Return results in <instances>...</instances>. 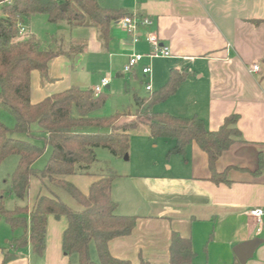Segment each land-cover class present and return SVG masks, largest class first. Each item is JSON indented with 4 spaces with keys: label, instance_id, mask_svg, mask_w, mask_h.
I'll return each mask as SVG.
<instances>
[{
    "label": "crops",
    "instance_id": "crops-1",
    "mask_svg": "<svg viewBox=\"0 0 264 264\" xmlns=\"http://www.w3.org/2000/svg\"><path fill=\"white\" fill-rule=\"evenodd\" d=\"M97 1L105 8L126 15L147 17L151 24L138 27L134 42L133 35L124 30L119 18L112 22L110 40L104 45L95 27L70 28L57 23L60 29L50 36L48 44L56 38L65 46L75 44L74 47L81 48V57L75 65L67 56L54 57L45 77L37 70L32 71V103L71 85L81 89H93L98 85L104 75L85 80L74 77L73 69L86 52L88 61L104 67L110 78L101 93L110 88L114 73L115 77H139L145 80L146 93L134 91L135 99L159 90L166 83L170 70L176 69L183 80L171 96L160 102V106L153 107L155 112L187 118L197 116L210 131L217 130L234 117L233 126L238 130L235 141L215 163L218 173L225 172L226 182L216 183L210 179L207 155L195 142L188 146L185 156L177 155L183 158L182 162L176 158L168 163L166 173L150 170L151 175L115 178L110 194L117 203L116 212L134 215L137 219L129 235L108 242L111 255L134 263L142 257L149 264H169L170 236L176 231L190 238L194 260L199 264H241L234 247L260 238L262 243L245 264H264V214L259 221L250 215L253 208L264 209V0ZM25 20L23 24L32 34L30 23ZM256 20L260 22L256 23ZM149 31L156 33L160 44L169 47L170 56L155 58L164 61L153 68L154 58L144 56L130 73H124L123 67L131 54L149 52L150 45L145 39ZM253 64L258 66L257 71H250ZM144 66L150 67L147 76L141 71ZM147 83L151 85L150 91L145 88ZM140 123H143L146 136L150 137L148 125ZM32 130L39 132L40 127L33 124ZM165 140H170V148L174 145L173 140ZM146 164L142 166L146 167ZM100 174H73L67 179L87 195L91 183ZM38 194L56 195L73 210L82 208L62 188L47 180L41 187L39 178L32 176L25 200L29 210L33 209ZM67 223L63 215H49L43 254L34 255L28 243L18 252L17 258L6 264H77L75 256H67L62 250ZM10 239L0 245V264L2 248ZM89 253L90 257L91 253L97 255L95 245L89 247Z\"/></svg>",
    "mask_w": 264,
    "mask_h": 264
},
{
    "label": "trees",
    "instance_id": "trees-1",
    "mask_svg": "<svg viewBox=\"0 0 264 264\" xmlns=\"http://www.w3.org/2000/svg\"><path fill=\"white\" fill-rule=\"evenodd\" d=\"M35 15H44L48 22L63 23L70 28L95 27L101 43L106 45L112 22L126 14L105 8L97 0H0V109L14 118L12 127L0 120V162L8 156H17L16 167L8 177L1 198L5 194L14 195L24 202L5 209L0 201V219L14 234L2 248L1 264L17 258L18 252L28 243L34 255L43 254L49 215L66 217L68 223L62 236V250L67 256L76 255L77 264H149L142 257L137 263L114 257L108 249L110 240L132 232L137 219V216L116 212L117 203L110 193L117 175L112 171L100 174L91 183L87 195L68 181V176L88 173L90 165L96 161V148H106L115 156L126 155L130 131L144 122L151 138L174 141L167 156H185L188 146L195 142L207 155L210 179L216 183L226 182L225 172L218 173L215 163L238 136L233 126L234 117L210 131L197 116L187 118L155 112L153 107L171 96L183 80L176 69L170 70L166 83L159 90L136 96L133 111L127 109L96 116L94 112L103 107L108 94L95 95L93 89L75 85L32 103L31 72L37 70L45 77L50 60L65 53V45L57 38L43 46L33 34L25 37L18 34V22ZM69 51L79 54L81 48L69 45ZM33 124L40 127L39 132L32 130ZM16 134L27 138L16 137ZM46 146L51 149L50 155L41 169L35 168L34 163ZM32 176L39 178L41 187L47 180L62 188L82 208L73 210L56 195L38 194L33 209L29 210L25 200ZM91 242L95 245L97 262L90 257ZM194 259L190 238L173 231L169 264H199Z\"/></svg>",
    "mask_w": 264,
    "mask_h": 264
},
{
    "label": "rangeland",
    "instance_id": "rangeland-1",
    "mask_svg": "<svg viewBox=\"0 0 264 264\" xmlns=\"http://www.w3.org/2000/svg\"><path fill=\"white\" fill-rule=\"evenodd\" d=\"M99 1L102 2L105 0ZM25 22H29L28 19L25 20ZM29 23L32 34H34V36L41 41L43 46H48L50 36L58 32L60 29V25H57V23L48 22L44 15H35L31 17ZM72 46L76 45L73 44ZM63 49H65V53L61 55L72 58L73 64L75 63L74 61L76 56L81 57V54H74L70 52L69 46H64ZM82 49L84 50V48ZM88 57V53L84 52L83 59L73 69L74 77L77 78L79 76L80 79L85 80L101 77L102 75L107 76V72H105L104 67L97 66L96 63L94 64V62H89ZM163 61V59L154 58L151 62V67L153 68V66H159L163 63ZM83 71H88V73H84ZM144 83L145 80L140 79L139 77L137 79L133 77L129 79L128 76L115 77L114 73L110 88L104 91L109 95L108 99L101 109L94 112V115L108 116L116 111H127L128 108L131 111L134 105L133 92L136 91L140 94L146 93L144 90ZM153 89H156L155 86H153ZM157 106H160V102L157 104ZM0 120L8 127H12L14 125L13 116L2 109H0ZM142 124L143 123L138 124L135 129L130 131L129 148L126 153L127 158H125V155L115 156L111 154L106 148H96V161L90 165L88 173H105L112 171L117 175L116 178H123L124 176L128 175L145 173L151 175V172H149L150 170L154 171L153 173L161 174L167 172L169 162H173L176 160V158L179 162L183 161V158L178 157L177 155L167 156V152L170 149V146H168L170 144V140H165L162 138L151 139L149 136H146L147 133H145V130L142 128ZM87 130L92 131L91 129ZM15 136L27 138L25 135L21 134H16ZM34 141L38 144H41V142L38 140ZM50 152V147L46 146L43 154L34 163V167L41 169L45 165ZM145 163H147L146 167H144ZM16 164L17 156L15 155L8 156L0 162V201L2 200V206L5 209H12L16 204L22 203L12 195L5 194V196L1 198L2 194H4L2 190L6 188L8 177L15 169ZM147 168H149V170H147ZM12 235L13 232L11 231L9 225L3 219H1L0 245L5 244L6 240L10 239ZM93 246L94 244L91 242L89 247L92 248ZM73 256L77 258L76 255ZM91 258L92 260L94 259V261H97V255L95 253H91Z\"/></svg>",
    "mask_w": 264,
    "mask_h": 264
},
{
    "label": "built area",
    "instance_id": "built-area-1",
    "mask_svg": "<svg viewBox=\"0 0 264 264\" xmlns=\"http://www.w3.org/2000/svg\"><path fill=\"white\" fill-rule=\"evenodd\" d=\"M120 23L124 30L133 35V41H137V29L141 25H150L151 21L147 17H139L136 14H131V15H125L120 18ZM18 27V34L21 37H25L29 35V32L27 28L24 26L23 21H19L17 24ZM146 41L150 45V50L147 54H139V53H133L128 57L127 63L123 67V72L124 73H130L132 71V68L142 60L144 56L148 58H156V57H169L170 56V49L169 47L160 44V41L158 39V36L156 35L155 32L149 31L147 32L145 36ZM258 70V66L256 64H253L250 71L254 72ZM142 73L147 76L150 73V67L149 66H144L142 68ZM110 78L108 76H104L100 83L96 85L93 88L94 94L98 95L102 92V89L106 87L109 84ZM146 90L150 91L151 90V85L150 83H147L145 85ZM264 214V209L263 208H253L250 210V215L254 217L257 221L260 220V217Z\"/></svg>",
    "mask_w": 264,
    "mask_h": 264
},
{
    "label": "water",
    "instance_id": "water-1",
    "mask_svg": "<svg viewBox=\"0 0 264 264\" xmlns=\"http://www.w3.org/2000/svg\"><path fill=\"white\" fill-rule=\"evenodd\" d=\"M62 9L65 8L64 4L61 5ZM79 61V56H76L75 58V63H78ZM125 158H127V155H125ZM2 206H0L1 209ZM262 239L260 238H253L244 242H241L237 244L233 251L238 259V261L241 264H245L246 261L252 257L253 252L255 249L262 243Z\"/></svg>",
    "mask_w": 264,
    "mask_h": 264
}]
</instances>
